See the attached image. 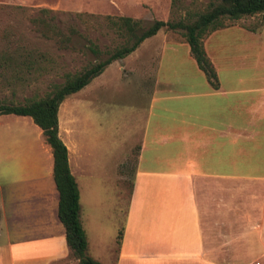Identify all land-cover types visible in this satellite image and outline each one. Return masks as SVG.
I'll return each mask as SVG.
<instances>
[{"label": "crops", "instance_id": "1", "mask_svg": "<svg viewBox=\"0 0 264 264\" xmlns=\"http://www.w3.org/2000/svg\"><path fill=\"white\" fill-rule=\"evenodd\" d=\"M258 18L237 19L202 38L215 87L176 34L158 31L131 52L142 66L138 76L150 77L140 82L147 101L138 140L128 147L136 151L124 219L113 247L95 242L89 234L100 232L104 221L84 210L78 193L90 257L101 264H245L244 249L264 248V23L255 30L246 24ZM81 89L57 109V133L73 177L81 168L69 157L65 113L69 97L84 96ZM32 127L31 162L15 163L14 150L4 156L12 160L10 174L18 175L8 184L32 185L22 196H1L0 183V264H76L56 217L51 150L40 128Z\"/></svg>", "mask_w": 264, "mask_h": 264}, {"label": "rangeland", "instance_id": "2", "mask_svg": "<svg viewBox=\"0 0 264 264\" xmlns=\"http://www.w3.org/2000/svg\"><path fill=\"white\" fill-rule=\"evenodd\" d=\"M210 1L0 0V52L21 59L30 51L35 59L28 70L22 64L0 67V99L18 103L28 97L42 96L51 84L63 80L64 73L78 71L93 61V55L82 47L83 38L70 33L69 28L105 49L120 41L107 27L105 15L130 16L139 19L142 25H148L153 19L178 20L198 13ZM37 17L58 27L62 34H55L48 28L43 35L41 27L33 21ZM257 22L258 19L246 24L253 26ZM161 31L180 37L177 31ZM64 35L70 38L69 42H60ZM134 54L122 58V63L120 60L111 62L81 89L85 92L83 97L71 96L66 105L73 145L69 157L81 168L73 170L78 193L85 204L84 210H95L104 221L100 232L89 235L95 236V242L101 241V245L108 247H113L114 239L117 240L115 235L123 223L136 151L132 148L128 153V147L138 140L147 101L144 90L140 92V82H148L150 76L144 79L138 76L142 66L131 57ZM19 118L14 115L0 119V147H3L0 149L3 157L0 167H6V173L0 174L1 196H22L32 185L27 181L8 184L18 175L10 174L8 163L12 160L4 156L16 151L10 156L14 155V162L23 166L31 162L32 146H36L33 123L28 118L29 121ZM14 170L17 172V168ZM245 223L243 227L247 228L249 223ZM261 239L264 242V233ZM243 252L245 264L254 261L264 264V248L259 251L246 248Z\"/></svg>", "mask_w": 264, "mask_h": 264}, {"label": "trees", "instance_id": "3", "mask_svg": "<svg viewBox=\"0 0 264 264\" xmlns=\"http://www.w3.org/2000/svg\"><path fill=\"white\" fill-rule=\"evenodd\" d=\"M42 11L47 10L42 9ZM256 14L259 18L252 30L264 23V0H212L208 2L203 11L198 13L178 20L153 19L148 25H142L139 19H133L130 16L105 15L107 27L120 39L118 43L101 49L88 38L69 28L70 33L83 38L82 47L93 55V61L88 62L78 71L64 73L63 80L60 83L51 84L49 90L42 96L28 97L18 103L0 99V114L11 113L30 117L31 121L40 128L45 143L50 147L52 179L57 192L56 217L63 226L66 246L70 255L76 259V264L101 263L86 252V238L79 221L78 188L68 167L66 147L57 133L59 104L64 98L88 84L108 64L124 58L134 51L144 39L161 29L179 33L188 45L197 67L202 71L208 83L215 87L216 75L203 50L202 38L216 29L225 27L227 25L225 21L232 22ZM33 21L41 27L40 32L43 35L48 28L55 34H62L58 27L50 25L41 17L34 18ZM69 40L70 38L64 35L60 42H69ZM30 53L27 51L22 55L23 58L18 59L8 52H0V67L22 64L28 70L35 61ZM119 235L118 233V237Z\"/></svg>", "mask_w": 264, "mask_h": 264}, {"label": "built area", "instance_id": "4", "mask_svg": "<svg viewBox=\"0 0 264 264\" xmlns=\"http://www.w3.org/2000/svg\"><path fill=\"white\" fill-rule=\"evenodd\" d=\"M253 264H260L258 261H254Z\"/></svg>", "mask_w": 264, "mask_h": 264}]
</instances>
